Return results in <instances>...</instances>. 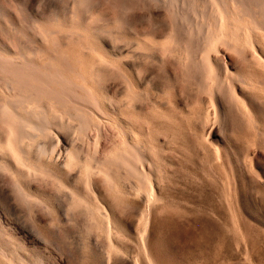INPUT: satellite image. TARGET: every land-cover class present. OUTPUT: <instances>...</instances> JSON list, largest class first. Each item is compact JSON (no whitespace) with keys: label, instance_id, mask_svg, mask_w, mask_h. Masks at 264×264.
<instances>
[{"label":"rangeland","instance_id":"obj_1","mask_svg":"<svg viewBox=\"0 0 264 264\" xmlns=\"http://www.w3.org/2000/svg\"><path fill=\"white\" fill-rule=\"evenodd\" d=\"M89 1L92 5L94 4L95 9L93 8V11L91 13L89 11L84 10L85 13H83L84 15H82L84 16L83 17L84 22H80V20L82 21V19H76L75 18L76 13L75 15L73 13L74 9L76 8L74 6L80 4V2L78 3V0H73V1L72 0H50V1L30 0L29 11L32 16L33 15L36 16L38 11L40 10L43 11L45 10L46 7L45 12L47 15L51 16L53 14V16L55 15L54 17L57 18L59 15L61 19L60 21L65 23V24L64 23L60 24L59 23L60 21L57 23L56 20L54 21V19L52 20L50 17L49 19L50 21L48 22L47 26L49 24L50 25L53 24V25L52 27L49 25L48 30L50 31L51 34L53 30H54L53 33H55V31L57 32L52 36L58 35L60 37V39L58 40H60L62 45H59L58 43L57 46L55 47L53 45V42L51 44V40L54 37L50 38L51 40H49V43H47V47L51 46L50 48L53 49H50L48 47L49 53L56 52L55 50L58 49L59 50L57 51L58 53H60V51H66V54H70V50H68L70 49L68 48L69 42L71 45L72 44L74 45L76 43L72 41V39L70 38H72L71 36L75 35L77 32L80 31L79 28L76 29L78 27L77 24H80L81 26L85 23H86L85 25L87 24L93 25L95 22V24L92 27L95 30L97 29L98 30V31L96 30L97 32L101 30L100 38L104 39L107 43L109 42L108 43L109 45L115 43V44H119L120 46H125L130 41L129 38L135 36L131 34V32H129L130 33L129 34L127 30L126 32L123 31L121 33L117 31L118 28L116 24H114V22L112 21L113 20L112 12L114 10L111 12L112 10L111 8L112 7L114 8V6L112 5H111L112 7L108 6V4L109 5L111 4L110 0H104V1L94 0V2H92V0ZM128 1L130 2L126 3L127 0L125 2L127 6L128 5L130 6L131 3L133 5H131L130 7L132 8L127 9L129 11L127 12L125 11V13H128V15H130L129 16L130 22L131 23L133 22V25L136 26L134 28L137 29L138 27L137 30H139V28L144 27V23H142V19L145 16H147L150 12V14L160 13L161 17L165 15L164 17L167 19V21L164 17L162 21L163 22L166 21L164 22L166 24L167 22L169 24V20L171 19L170 24L172 23V25L175 26H179L180 24L182 25L181 26L182 29L184 26L187 35L198 34L199 30L197 29H200L199 28L200 26L198 25L202 26L203 30L201 29L200 31H203L204 33L206 32L207 23L205 24V20L207 21L206 18L208 17H206L205 14L206 13L209 14L211 10L210 7L208 6L209 3L207 2V5L205 4L206 0H173L175 3L172 0H169L168 2L170 1L173 2L171 3L173 4L171 9H170L171 6L170 7L164 6L167 0H160V1L158 0V2H156L157 0L156 1L145 0L148 1L146 3L144 0H128ZM150 1L152 3H150ZM8 3L10 4L9 6ZM95 3L97 4L96 6ZM91 4L90 6H92ZM169 4L170 3H166V5ZM136 5H138L139 7L138 6L133 7ZM153 5L156 7H154ZM198 5L199 7H197ZM0 6H1L0 10L5 11L2 13L0 11V23L2 25V28H0V36H1L0 39L7 41L6 39L9 36L11 38L12 37L11 34L13 33L12 30L9 28L10 27L9 24H7L9 22V19L10 17H12L13 20H11L12 19L11 18L10 19L11 21L15 23H19L20 18L19 20L17 18L20 15L17 12L18 10L14 0H0ZM101 6L104 7L105 9L102 8ZM14 7L16 8V10L14 9ZM79 8L76 9L79 10ZM164 9H166L168 13H165L166 11ZM194 9H196V11ZM7 10H9L10 12ZM204 10L206 11L204 12ZM177 11H179V13L182 16L183 15L184 16L183 17L181 16L182 17L181 18ZM182 11L184 13H182ZM207 11H209V13ZM86 12L88 13L86 14ZM2 14L7 15L4 16L7 17L5 21L3 19L4 17L2 16ZM93 15L94 17H96V19L93 17ZM176 15L179 16L177 17L176 20V22L178 21L177 23H179L178 25L173 19ZM35 16H33V18ZM107 16L109 18L111 17V19L109 20ZM86 17H89L92 22H89L90 19ZM209 17L210 18L208 19V21L210 22L211 19L210 14ZM74 18L76 21L74 20ZM85 19L87 20L89 19V20L87 21ZM110 21H112V23H110ZM182 21L184 22L182 23ZM73 24L75 25L74 28L72 26ZM194 25L198 26V28L196 26L194 27ZM204 25L205 28H203ZM3 26L5 27L7 26V27L5 28ZM104 26L105 27L108 26V27L105 28ZM187 26L190 28L193 26L194 28H192L191 30L194 29L197 30L198 32H195L194 30H193L194 32H192L190 28L188 30H190L191 32H189L187 30L188 28ZM3 28H5L4 30L9 28V30L7 29V33H6L7 36L5 35L6 31L4 32ZM36 28L33 29L34 31L32 30L28 31V33L30 32L29 34L27 33L29 35L28 38H27L28 35L25 37L23 36L21 37L19 34L18 36V38L21 39L23 38L25 43L31 42L29 43V45L27 44L31 49H34L35 46L39 44L38 41H41L42 39L39 38L40 33L37 31ZM75 30H77V32ZM58 31L61 34H59ZM31 32L33 34H31ZM64 32L66 33V35ZM187 32L194 34H188ZM98 34L100 36V32ZM196 36H192V37L196 38ZM10 38H8L9 40L7 41L8 44L12 43L10 41ZM31 38L32 41H30ZM83 38L79 40V42L82 40L80 42L81 44L80 43L75 44V46L76 45L79 46V49L76 47L77 53L81 52L83 56L85 54L86 56L96 54L94 55L96 57L98 54L106 53V51L104 50L105 48L100 47L101 42H98L99 40L96 39L97 41L96 40L92 41L95 47L92 46L89 47V44L87 45V43L85 42L86 40H84L85 38L84 39ZM113 40L114 43H112ZM120 43H122L123 45ZM136 44H139V47ZM140 44H142V42L134 43L133 45L134 47L131 45V48L128 46V48L126 49H130L128 51H131L132 53L127 52L125 49L124 55L126 52L129 53L130 55H133V57L130 58L132 59V61L130 62L129 59V62L135 64L136 66L145 67L148 70L147 71L148 74L146 75L148 76L149 79L151 77V79L155 82H157L158 80H159L158 82H160L163 79L161 82L164 83L166 79H164V77L163 78L161 77L163 69H161L162 67L160 66L161 64L159 62V59H161L163 52L161 50L160 51L156 50V52L152 50L151 51L147 50L148 48L144 44H143L144 46L141 45L143 47L140 48ZM141 54L142 56H140ZM201 54L199 55V61L201 62L202 67L199 68L200 70L196 72L195 75L196 78L194 77L192 78V76H185L184 74L183 75L179 74L178 76L179 79L176 81L177 84L176 89L173 86L170 85L169 87L168 85L166 87H162L161 90H159L157 88L155 89L154 87H152L151 84L149 86L148 82L143 83L142 86L140 87L142 93L141 95L142 99L138 104L139 106H143L140 108H142V112L144 114L142 119L143 127L141 131V136L139 134V137L142 138L141 139V142L143 143L142 145H144V147H142L141 150L142 152L139 150L135 151L136 146L135 147L132 146V144L135 143V141H133L134 140L133 135L138 130L137 127L138 122L134 117L135 115L133 112L134 106L131 105V109L129 106H127L128 103L130 104L129 101L131 99L126 101L127 103L126 105L123 104L119 108L117 107L116 110H113V105H109V104L102 105L101 102H97L99 103L97 104L95 102L97 98L95 100L90 97L93 96L94 91L92 92L91 90L90 93L89 88H87L86 86L83 87L84 84H79V86L77 84L78 87L76 86V83H74L75 85L70 83L74 85L73 87L68 83L66 84L70 86H66V84L61 85L59 83V86L61 85V87H58V84H55L57 88H59L60 90L62 89L60 93L63 92L60 95L59 91H57L58 89H56L55 87L56 90L54 91L55 94L58 92V95L56 94L57 101L59 98L61 99V96L66 99L65 100L66 103L68 102L67 99L69 100L71 98L72 100L70 99L67 105L66 103L64 104L63 98L60 100L61 104L63 103L64 105H66V107H64L63 104L61 105L59 103L61 105L60 106L61 109L59 108V110L62 111L63 109V112L61 113V111L56 110L55 113L60 112L61 115L55 114L54 111H49V110L47 111L49 116L46 113L45 117L48 116L50 119L45 118L46 120L45 124L47 125L44 124V129L46 128L45 130L48 131L47 129L48 126L49 129L51 127L50 130H54L55 127L56 128L59 127L58 128L59 130L58 129L57 130L60 131L62 135L65 137V142L63 143V146L69 147L71 144L78 145L81 150L80 155L83 153L81 155L82 160H84L85 158L90 160L89 161L90 168L89 170L83 168L81 174L77 177V180L72 181L71 182L72 184L67 183V185L60 184V182L57 181L56 179L54 180L52 176L47 175L48 172L46 171V168L45 167L42 168V166H38L37 167L38 169L37 168L34 169V171L36 172H34L33 170L31 171L32 174L30 173V177L31 176L34 177L36 175L34 178L32 177L30 178L34 180L32 182H24V178L21 176V174H19L20 176L18 175V172L19 173L21 172V170L19 171V169L18 171L16 169L15 170L13 169L14 171L12 172L9 168L7 169V167H2V169H0V173L2 171L4 172L3 176L5 175L4 181H0V251H3L2 253H5L7 256L6 257L5 254H2L0 252V260H1L0 264H10V263L11 264H30V263L31 264H38V263L39 264H101L103 249H105L103 247L108 248L110 242L112 243V241L115 244H118L124 250L123 253H118L114 251V253H112V255H114V259L112 257L111 259L112 262H110V264H137V261L138 264H144L145 251L143 244H145V248L148 251L150 257L152 258L153 263L155 264H212L213 261H211V259L215 253L214 252V245L216 242L215 235L219 230H221V228L225 234L224 242L222 245L223 255L220 258V262L215 264H264V145H263L264 120L262 121V119L257 116V118L254 119L257 120L256 122L255 121L250 122V116L247 111V109L250 108L249 105L246 106L241 100H238V102L236 103L237 108H235L234 110L235 111L237 110V113L243 117L242 126L245 128V130H242L241 133H238V136L237 134H230L229 132H225V133L221 132L220 140H219V148H221L224 152L228 150L227 152L232 154V156L234 157V161H233L234 164H232V166L229 165L228 163L224 162L223 156L218 157L214 151L207 149L206 146L204 147L205 145V140L203 138L204 136H202V134L199 133L194 126L195 125V118L193 116V109H195L193 108L194 106H192L189 103V101H187L186 97L181 96L182 94L180 95L177 94L178 90L180 89L181 83H185L187 81H188L187 89L192 92L197 90V88L199 89L200 87L201 88L200 90L206 93L205 91L210 88L212 84V80H211L212 74L210 75L211 70L207 65L208 63L206 64L207 61L206 58L204 60L203 59L204 57H202ZM112 67L110 69L113 73V74L110 73L111 76L112 75L113 76L115 75V77L117 76L116 78L112 77L113 78L112 81H116L117 83L115 84V82H113V84H111L110 93L115 95L114 91H116V89L120 86V82H122V84H125L124 87L122 85L121 86L122 88L126 89L127 86H129V84L133 82L132 78L133 76H135V74H137V72H135V70L132 69L131 67L129 68L127 65L126 66L121 65L120 62L119 63L115 62L114 67L113 68ZM234 67L235 70L236 69L239 70L241 68V63L237 61V65L235 64ZM116 68L120 72L117 71ZM247 73H248L247 71H244L243 76L247 75ZM183 78L185 81L183 80ZM229 81H230L229 79L227 80V78L224 77L222 81L218 82V85L220 84L222 87L221 88L222 91L226 92L228 96H231L232 88L237 86L238 88L235 87L236 91L238 90L237 93H239L240 90L244 92L249 91V93L251 94L253 92V95L257 96L258 103L262 104L261 106L263 107L264 84L262 85L261 83L260 85L254 84V87L255 85H257L255 89L248 90L247 88L246 90V87L245 89L242 88L244 87L243 85L242 86H239L238 84L235 85L232 84L231 81L230 82ZM80 86H82V88ZM1 90L2 88L0 89V95H1ZM74 92L77 95H75ZM88 94L90 95L89 96L90 99L88 98ZM50 98L52 97L50 96ZM79 98L80 100H77ZM83 100L85 101L86 104H83L84 103ZM157 102L158 104L161 103L162 106L159 107L157 105ZM71 103L74 105H72ZM80 103L83 105H81ZM94 105H95V109H94ZM160 109H163L165 110V112L168 113V117H169V118L167 117L168 119L161 118L156 115V113L159 112ZM78 110L79 111L81 110V112L79 113ZM68 112H70L74 117ZM74 112L77 115H75ZM50 114H52L54 117L52 115L50 116ZM89 114L92 115V116L90 115V118H89ZM171 114L173 116L170 118ZM57 116L58 118H56ZM92 118L95 119L92 120ZM69 119L70 121L68 122ZM90 119L92 120L93 123L91 122ZM81 120L84 122V125L86 126L79 125L82 122ZM161 120L162 121L168 120L166 123H171L174 130L172 129L171 132L166 133L163 128H159L157 126V122H160ZM118 121L119 123H117ZM73 122H75L76 124ZM20 123L21 120L19 124ZM4 124L5 123L1 122L0 120V125H1L0 133H3L5 136L4 138L6 139L8 135L9 127L7 124L5 125ZM94 124L95 126H93ZM251 125L252 126L255 125L254 128L250 127ZM3 126H5L6 128ZM2 127L4 128L3 130ZM53 127L54 129H52ZM125 127L127 130L125 129ZM256 128L259 129V132L262 131L263 133L261 134L257 133ZM28 129L29 132L35 134V132H33L36 131L35 129H33V131L31 130V128ZM86 134L88 136H85ZM83 137H85L84 140ZM34 138L35 137H32L29 140L32 143L35 142L33 149L39 155L42 154V156H44L46 153H48V155H51L53 152H55V150H57V147L59 148V146H56L55 148V143L52 144V146H48V147L41 146L39 145L42 144L40 143V140L35 138V140H37L35 141ZM228 139L232 141L231 144L230 143L228 144ZM29 140L27 139V141ZM130 140H132L133 142ZM129 145L132 147L130 148ZM38 146H40V148H38ZM246 146L249 147L247 148ZM158 148L160 149V151ZM234 149L238 150V152L237 151L234 152ZM45 150H47L48 152L47 151L45 152ZM156 151H159L160 153L157 152L159 156L155 157V155H157ZM137 152L141 154V156ZM235 153L238 154V156ZM53 154L56 155V153ZM109 154L112 157H110ZM118 156L123 157L125 159V162L123 163V161L121 162V160H118L117 159ZM111 158L112 161H110ZM101 161H103L104 163H101ZM142 161H144V164ZM101 164H105V168L103 165L102 167ZM128 165L130 166V168ZM97 166L98 167L100 166V168H98ZM106 168L111 170L110 179H108V181L111 182V185H113L114 183L112 187V192L113 191L114 192H113V197L111 199V206H112L111 214L113 217V221L114 222L116 221L115 222L116 226L119 225L123 228L122 225H124L125 227L123 228L124 230H120V231H118V229L113 230V232L114 231L115 232L112 233L111 235H108L106 228L104 227V225H102L103 221L99 213V210L97 209V204L101 203L102 201V195H103L102 190H104L103 185L107 181L106 176H108V174L107 172L106 174H104V171H108ZM42 169H44V172ZM79 169L80 168L77 169V172ZM84 170H86L89 173L85 172ZM90 171H92L94 174ZM39 172L41 173L38 174ZM91 173H92V178L96 179V182H91L90 177H88L91 176ZM95 174H97L99 177ZM11 179L17 181L14 180L12 181ZM37 179L38 181H36ZM17 185H19L22 189L20 190V187ZM116 185L118 186L116 187ZM119 185L125 186L127 188L130 185L137 186L141 188V195L144 197L148 195V190L150 188H153L156 194V200L152 202L151 205H148L144 203L143 201L144 197L142 198L141 196L139 197V195H135L132 193L129 194L127 192H120ZM73 187L81 191V195L83 196V198L81 199L82 201L77 198L75 193H73V189H74ZM25 188H29L30 193L32 192V194L31 195H27L26 193L24 194L23 192H25L26 190ZM7 195L10 196L11 198L10 201L7 200ZM179 202L180 204L184 205L185 208H183L182 211H186L187 216H189L192 219L191 222H188V220L184 221L183 219L178 218V216H174L170 213H163L162 208L163 206H165V204L167 205L169 204V208L171 209L178 207L177 204ZM200 207L206 210L205 214H203L204 216L207 217V219L205 220L201 217H200L201 219L195 218L189 212V209L191 208L197 209ZM216 207L221 208V210L220 211L216 210L215 209ZM87 211L89 212L87 213ZM33 213L34 215H32ZM120 217L123 220H121ZM116 233H118L119 235H117ZM108 241L110 242L108 243ZM3 255L5 256L6 259L2 258ZM137 258L139 260H137ZM5 261L7 262L5 263ZM104 264H107V262H105Z\"/></svg>","mask_w":264,"mask_h":264},{"label":"bare ground","instance_id":"obj_2","mask_svg":"<svg viewBox=\"0 0 264 264\" xmlns=\"http://www.w3.org/2000/svg\"><path fill=\"white\" fill-rule=\"evenodd\" d=\"M102 1H104V0H102ZM110 1H111V4L110 5L108 4V6L109 7L111 5L114 6V8L111 6L112 10L111 9L110 10H111V12L114 10L112 12L113 13V20L112 21L114 22V24H116V26L118 28L117 31L121 33L123 31L126 32V30H127L128 33L131 32V34H133L135 36L130 37L129 38L130 41L125 46H120L119 44H115L114 40L112 42L114 44L109 45L108 44L109 42L107 43L104 39L100 38L101 37V30H99V32H100V36H99V34H98L99 32H97L98 30L96 29L97 30L96 31L92 27L95 24V22H94L93 25L92 24L91 25H89V24L85 25L86 23L85 24L82 23L83 24L82 26L80 24L76 23L78 25V27L77 28L75 27V28L76 29L79 28L80 31L77 32V30H75L77 33L75 34L73 32L75 35L71 36L72 38H70V39H72V41L76 42L75 44H79L82 41L81 40L79 42V40L84 37L85 39L84 38L83 39L86 40L85 42L87 43V45L89 44V47H91V46L95 47L94 43H92V41H94L96 39L99 40L98 42H101L100 47L101 48H105L104 50L106 51V53L98 54L97 57H96V56H94L96 54L87 55V56L85 54L83 56L81 54V52L77 53L76 52V47L79 49V46H77V45L75 46V44L71 45L70 42H69V46H68V48H70V49L67 48L68 50H70V54H66V51H60V53H58L57 52V51H59L58 49L55 50L56 52H53V53L50 52L49 53V48L51 46L50 47L48 46L49 47L48 48L47 47V43H49V40H51L50 38L54 37L53 38L54 40L53 39L51 40V44L53 42V45L55 47L57 46L58 43H59V45H62L60 40H58V39H60V37L58 35L52 36L53 34H55L57 32L55 31V33H53L54 32V30H53V32L51 34L50 31L48 30V26L50 24L47 26L48 22L50 21L49 20L50 17H51L52 20L54 19V21L56 20L57 23H58L61 20L59 15H58V18L54 17L55 15L53 16V14L51 16L47 15L46 12H45V10H46V7H45V10L38 11L36 16L33 15V16H35L33 18V16L30 14V11H29L30 0H14V2L16 3L17 10H18L17 12L20 15L17 18L18 20L20 18L19 23H15V22L11 21V20H13L12 17H10V19L11 18L12 19L11 20L9 19V22L7 21L8 23L6 22L7 24H9V26H10L9 28L13 32V33L11 32L12 34L10 33L12 35L11 38L9 36L10 34L8 35L9 36L8 38H10V41L12 43L11 44L7 43V41H9L8 38L6 39L7 41H5L3 39H0V86L2 88L1 95H0V120H1V122L7 124L8 127H9V131H8V135H7L6 139L4 138L5 137L4 134L0 133V169H2V167H7V169L9 168L11 170V172L14 171L15 169L18 171V169H19V171L21 170V172L20 173L18 172V175L21 174V176L24 178V182H32L34 180L30 179L32 177V176L30 177L31 171L32 170L34 171V169H36L38 166H42V168H44V167L46 168V171L48 172L47 175L52 176L54 180L56 179L57 181L60 182V184H63V185H67V183L68 184L69 183L72 184L71 183L72 181H76L77 177L81 174V171H82L83 168H85L86 170H89V168H90V164H89L90 162L89 161L90 160H88L87 158L82 160L81 155L83 153L80 155L81 150H80V147L78 145L71 144L69 147H64L63 146V143L65 142V137L62 135V133L60 131H58L59 127H57V128L55 127V129L53 127L52 129H54V130H50L51 127L49 129V126H48V128H47L48 131L45 130L46 128L44 129V124L46 123L45 122L46 121L45 118L46 119L49 118L48 117L49 114L47 113V111L48 110L49 111H54V113H55L56 110L61 111V110H59V108L61 109L60 106L63 104V103L61 104V102H60V100L63 98L62 96H61V99L59 98L58 101L56 100V96L58 95V92L56 93L57 94L56 95L55 92H54V91H56L55 87H56V89H58L57 91H59L60 95L63 92L60 93V91H62V89L60 90L59 88H57V86L55 84H58V87H61L62 84L64 85L66 83H68V84L76 83V86H77V84H78V86H79V84H84L83 87L86 86L87 88H89L90 93H91V90H92V92L94 91V94L96 95V97H95L94 94H93V96H90L88 94V98H89V96L92 99H95V100L97 98V100L96 101L94 100V101L96 103L97 102H101L102 105L103 104L104 105L105 104L113 105V110H116L117 107L119 108L123 104L126 105L127 104L126 101L131 99L129 101L130 104L128 103L129 105L127 104V106H129L130 109H131V105L134 106V108H133L134 109L133 112L135 114L134 117H135V119L138 122V125L136 124L137 127H138V130H137L136 133L134 132L135 134L133 135V139H134L133 141H135V143H134L135 145L132 144V146H134V147L136 146L135 147L136 148L135 151H138V150L141 151L142 147H144V145H142L143 144L141 142L142 138L139 137V134L141 136V131H142V127H143L142 119H143V115L144 114L142 112V108H140V107H143V106H139V104H138V103H140V101L142 99V96H141L142 93H141L140 87L142 86L143 83H145V82L147 83L148 82L149 86L151 84V86L154 87L155 89L157 88V89L161 90L162 87H166L168 85H169V87L171 85V86H173L176 89V85H177L176 81L179 79V77H178L179 74L180 75L184 74L185 76H192V78L193 77L196 78L195 77L196 72L198 70H200L199 68L202 67L201 66V62L199 61V55L201 53H202L201 54L202 57H204L203 59L205 60V58H206V60H207L206 64L208 63L207 65L209 66V68L211 70L210 75L212 74L211 75L212 84H211L210 88L205 91L206 93L202 92L200 90L201 89L200 87H199V89L197 88V90L192 92V91L187 89V82L188 81L185 82V83H181L180 82L181 86H180V89L178 90L177 94L178 95L182 94L181 96L186 97L187 101H189V103L192 106H194L193 107V108H195V109H193V116L195 118V125L194 126H195V129H197L198 132L201 133L202 136H204L203 137L204 140H205L204 147L206 146L207 149H210L211 151H214L217 154L218 157L223 156L224 162H226V163H228L229 165L232 166V164H234L233 163L234 157L232 156V154L227 152L228 150H226V152H224L221 148H219L220 133L221 132L222 133L229 132L230 134H237V136H238V133H241L242 130H245V128L242 126V120H243L242 118L243 117L240 116L237 113V110L236 111L234 110L235 108H237V104L236 103L238 102V100H241L246 106L249 105L250 108L247 109V111H248V114L250 116V122H254V121L256 122L257 120H254V119L257 118V116L259 118H261L262 121L264 120V105L262 107L261 106L262 104L258 103L257 96L253 95V92L251 94V93H249V91L248 92H244V91L240 90L239 93H237L238 90L236 91V88H235L237 86L233 87L234 85L232 86L233 88H232L231 96H228V94H226V92L222 91V89H221L222 87H221L220 84L218 85V82L222 81V79L224 77H226L227 80L229 79L232 82V84H235V85L238 84L239 86L243 85L244 87H242V88L245 89V87H246V90H247V88H248V90L249 89L253 90V89H255L257 87V85H260V83H261V85L264 84V0H206L205 1L206 3L203 1L206 5H207V2L209 3L208 6L210 7L211 10H210V13H209V11H207V12L210 14L211 19H210V22H209L208 19L210 17H209V14L206 13L205 15L208 18H206L207 21L205 20V24L207 23L206 24L207 27H206V32L205 33L203 31H200L202 29L201 25H198V26H200L199 27L200 29H197L198 26L194 25V27L195 26L197 27L195 29L199 30V32H198L197 30L193 29L195 32H198V34H196L197 36L196 35H187L186 34V32H185L186 29L184 28V26H183V29H182V27H181L182 25L177 23L178 21L176 22L177 17H179V16L176 15L174 18L173 17L172 18L175 20L177 25L179 24L180 27L172 25V23L170 24L171 19L169 20V24H168V22H167V24L164 23V22L167 21V19L164 17L165 15L163 16V14H162V16L166 19V21L163 22L162 21L163 17H161L160 13H151L150 14V12H149V14L143 18L144 20L142 19V23H144V27L142 26L143 28H139V30H137L138 27H137V29L134 28L136 26L133 25V22L132 23L130 22V19H129L130 15H128V13H125V11L126 12L129 11L127 9H131L132 8L130 6L133 5V4L131 3L130 6L129 5L127 6L126 3L130 2L128 0H127V2H126V0H110ZM148 1H145V3L148 2ZM152 1H154V0H152ZM168 1L169 0H167L166 3H170V4L166 5V3L164 2L165 3L164 6H167V7L171 6L170 7V9H171L172 5H173L171 3H173L174 1L173 0H172L173 2L172 1L168 2ZM79 2H80V4H78ZM92 2H94V0H92ZM156 2H158V0ZM78 3H75V4H78V5L74 6V7H76V8L80 7L79 10L75 8L77 11L75 9H74V11L72 9V11H73L74 15L76 13V17H75L76 19H82V21L80 20V22H84L83 21V17L84 16H82V15H84L83 13H85V11H89L91 13L93 11L94 4L92 5L89 0H81V1L78 0ZM150 3H152V2L150 1ZM90 4L92 6H90ZM97 4H98V2H97ZM97 4L95 3V6ZM9 5L10 4L8 3V6ZM79 5H81V6H79ZM139 5H141V4H139ZM106 6H107V4H106ZM137 6L138 5L133 6V7H137ZM91 7H92V9H91ZM154 7H156V6H154ZM197 7H199V5ZM102 8H104V7H102ZM147 8H148V6H147ZM14 9L16 10L15 7H14ZM139 9H141V8H139ZM181 9H183V8H181ZM207 9H209V8H207ZM164 10L166 11V9H164ZM194 10L196 11V9H194ZM7 11H9V10H7ZM10 11H11V9H10ZM205 11L206 10H204V12ZM2 12H5V11H1V13ZM59 12H61V11H59ZM108 12H109V10H108ZM177 12L179 13V11H177ZM12 13H13V11H12ZM57 13H58V10H57ZM87 13L88 12H86V14ZM165 13H168V11H166ZM178 13H175V14H178ZM182 13H184V12L182 11ZM5 14H7V13H5ZM129 14H130V12H129ZM179 15H180V17L182 16L180 13H179ZM2 16L4 17V16H7V15L2 14ZM77 17H80V18H77ZM93 17H94V15H93ZM105 17H104V19H105ZM6 18L7 17L3 18L4 21H5ZM75 18H74V20H75ZM86 18H89V17H86ZM94 18L96 19V17H94ZM107 18L109 20L111 19V17L109 18L108 16H107ZM71 19H72V17H71ZM197 19H198V17H197ZM74 20H72V21H74ZM85 20H87V19H85ZM97 20H99V19H97ZM112 21H110V23H112ZM186 21H187V19H186ZM89 22H92L91 19H90ZM183 22L184 21H182V23ZM59 23L63 24L64 22L60 21ZM107 23H108V21H107ZM187 23H188V21H187ZM74 24L72 25L73 28L75 26ZM52 25H50V26L52 27ZM169 25H170V27H169ZM188 26H189V24H188ZM3 27H5V26H3ZM107 27H105V28H107ZM194 27L193 26L191 28L188 27L187 30L189 28L191 30ZM0 28H2L1 23H0ZM5 28H3V31L4 32L6 31L5 35L7 36L6 33H7V29L9 30V28L4 30ZM34 28H36L37 31L40 33V37L39 38L40 39L42 38V39H41V41H38L39 44H37V46H35L36 49L35 48L31 49L28 46L29 43H31V42L25 43L24 39L22 38L23 39L22 40L21 38H18V36L20 34L21 37L22 36L25 37V36H27L30 33V32L28 33V31H31V30L34 31L33 30ZM203 28H205V25H204ZM103 30H105V29H103ZM190 30H188V31L189 32H191V31L194 32L193 30H191V31ZM204 31H205V29H204ZM38 32H36V33H38ZM189 32H187V33L188 34H194V33H189ZM201 32H203L204 34L201 33ZM31 34H33V33L31 32ZM59 34H61V33L59 32ZM5 35H4V37H5ZM65 35H66V33H65ZM122 36H124V35H122ZM192 36H196V38H194ZM28 37H29V35L27 36V38ZM34 37H35V35H34ZM37 37H38V35H37ZM0 38H1V36H0ZM55 39H56V41H55ZM65 39H67V38H65ZM134 39H136V40H134ZM30 41H32V38H31ZM115 42H116V39H115ZM120 42H121V40H120ZM141 42H142V44H140V48H142L145 45L148 48L147 50H150V51L152 50V51H155V52H156V50L157 51L161 50L163 52V55H162L161 59H159V62L161 64L160 66L162 67L161 69H163L161 77L162 78L164 77V79H166L164 81V83L161 82L163 79L160 82H158L159 80L157 82L153 81L151 79V77L149 79L148 76L146 75V74H148L147 73L148 70L145 67L136 66L135 64L130 63L132 61V59H130V58L133 57V55H130L129 53L131 51H128L130 49H126V48H128V46L131 48V45L133 46L134 43H141ZM14 43H15V45H14ZM122 43H120V44H122ZM48 45H50V44H48ZM136 45L139 47V44H136ZM141 45H143V46H141ZM50 49H53V48H50ZM125 49L129 53L126 52L127 54L125 53V55H124ZM140 56H142V54ZM129 59H130V62H129ZM237 61H239L241 63V68L239 70H237V69L235 70V67H234L235 64L237 65ZM115 62H118V63L120 62L121 65H123V66L127 65L129 68L131 67L132 69L135 70V72H137V74L134 73L135 76H133V78H132L133 82H131V84H129V86L126 85L127 86L126 89L122 88V86L124 87L125 84H122V82H120V86L116 89V91H114V93H115V95H114V94L110 93V86H111V84H113V82H115V84L117 82L116 81H112L113 80L112 77H115V75L111 76V74H113V73H112V71L110 69H111L112 66L114 67ZM117 71H119V70L117 69ZM244 71L248 72L247 75H244L246 77L243 76V72ZM185 76H184V78H185ZM161 77H160V79H161ZM180 77H182V76H180ZM184 78H183V80H184ZM130 81H131V79H130ZM59 83L61 84L60 86H59ZM68 84H66V86L72 85V84H70V85H68ZM254 84H257V85H255V87H254ZM74 85H72V87ZM117 85H119V84H117ZM197 86H198V84H197ZM80 87L82 88V86H80ZM69 88H68V90H69ZM244 89H242V90H244ZM71 92H73V91H71ZM74 94H75V92H74ZM75 95H77V94H75ZM50 96L52 98H50ZM63 99H64V101L63 100L62 101L65 104L66 103V101H65L66 99L65 98H63ZM69 100L67 99L68 102H69ZM77 100H80V98L77 99ZM89 102H91V101H89ZM67 103H66V105H67ZM83 104H86L85 101H84ZM83 104H81V105H83ZM97 104H99V103H97ZM66 105H64V107H66ZM72 105H74V104H72ZM157 105L159 107L162 106L161 103L158 104V102H157ZM129 107H127V108H129ZM92 108H93V106H92ZM123 108H125V107H123ZM94 109H95V105H94ZM126 111H127V109H126ZM62 112H63V109H62L61 113ZM80 112H81V110L79 111V113ZM82 112H84V111H82ZM88 112H90V111H88ZM115 112H117V111H115ZM46 113L48 114L47 117H45ZM59 113L60 112H58V113L56 112L55 114L61 115V113L60 114ZM68 113H70V112H68ZM123 113H125V112H123ZM74 114L77 115L75 112H74ZM51 115L52 114H50V116ZM90 115L91 114H89V118H90ZM156 115L158 117L165 118V119L169 118L168 117V113L165 112V110H163V109H160V111L157 112ZM99 116H100V114H99ZM172 116L173 115L171 114L170 118ZM56 118H58V116ZM95 118H92V120L95 119ZM72 119H74V118H72ZM20 120H21V123L19 124ZM92 120H91V122H92ZM17 121H19V122H17ZM69 121H70V119L68 120V122ZM167 121L168 120H165V121L161 120L160 122H157V126L159 128H163L166 133L171 132V130L173 129V126L171 125V123H166ZM80 122H78V123H80ZM82 122L79 125L80 126L81 125L82 126H86V125H84V122H83V124H82ZM47 123H48V121H47ZM73 123H75V122H73ZM117 123H119V121ZM45 125H47V124H45ZM70 125H72V124H70ZM93 126H95V124ZM254 126L255 125H253V126L251 125L250 127L254 128ZM3 127H5V126H3ZM3 127H2V130L4 129ZM28 128H31L32 131H33V129H35L36 131H33V132H35V134L32 133V132H29ZM96 128H97V126H96ZM127 128H128V126H127ZM125 129H126V127H125ZM256 132L260 133V134L263 133L262 131L259 132V129H257V128H256ZM85 136H88V135L86 134ZM32 137H35V138L39 139L40 143H42V144H39V145L44 146V147L52 146V144L55 143V148H56V146H59V148L57 147V150H55V152H53V153H56V155L53 154V153L52 154L49 153L51 155H48V153H46L47 155L45 154L44 156H42V154L41 155L37 154L34 151V149H33V146H34L35 142L32 143L29 140ZM35 138H34V140H35ZM84 138L85 137H83V140H84ZM27 139L29 141H27ZM73 139H74V137H73ZM68 140H69V138H68ZM35 141H37V140H35ZM79 141H80V139H79ZM130 141H132V140H130ZM81 142H82V140H81ZM231 142L232 141L230 139H228V144L229 143L231 144ZM67 143H68V141H67ZM239 143H240V141H239ZM37 144H38V142H37ZM232 145H233V143H232ZM263 145H264V143H263ZM132 146H130V148ZM126 147H128V146H126ZM38 148H40V146H38ZM128 150H127V152H128ZM46 151L47 150H45V152ZM131 151H132V149H131ZM159 151H160V149H159ZM159 151H156V153L159 152ZM162 151H163V149H162ZM235 151L238 152V150L234 149V152ZM154 152H155V150H154ZM133 154H134V152H133ZM84 155H86V154H84ZM139 155L141 156V154H139ZM236 155L238 156V154H236ZM156 156H159L158 153H157V155H155V157ZM110 157H112V156L110 155ZM95 158H96V156H95ZM117 159L121 160V162L123 161V163L125 162V159L123 157L118 156ZM135 159H136V156H135ZM110 161H112V158H111ZM142 162L144 164V161H142ZM101 163H104V162L101 161ZM102 165L105 168V164H101V166ZM235 166H236V164H235ZM20 168H23V169H20ZM78 168H80V169L77 172ZM98 168H100V166ZM129 168H130V166H129ZM91 169H92V167H91ZM42 170L44 172V169H42ZM42 170H41V172H42ZM86 170H84V171L87 172ZM107 170L108 171H104V174H106V172H107L108 176H106L107 177V181L103 185V189H104V190H102L103 193L101 192L103 194L102 195V201H101V203L97 204V209L99 210V213H100L102 221H103L102 225H104V227L106 228V231H107L108 235H111L112 233L115 232V231L113 232V230L118 229V231H120V230H124L123 228H125V227H124V225H122L123 228L121 226H119V225L116 226V223H115L116 221L115 222L113 221V217H112V214H111V207H112L111 206V199L113 197V192H114V191L112 192V187H113L114 183H113V185H111V182L108 181V179H110L111 170L110 169H107ZM17 171H16V173H17ZM34 172H36V171H34ZM41 172H39L38 174H40ZM90 172H92V171H90ZM1 173H0V181H4V177H5V175L3 176L4 172L1 171ZM82 173H84V172H82ZM87 173H89V172H87ZM92 173H91V176H88V177H90L91 182H96V179L92 178ZM97 174H95V175H97ZM33 175H35V174H33ZM84 175H86V174H84ZM7 176H8V174H7ZM34 177H32V178H34ZM81 177H84V176H81ZM8 178H9V176H8ZM38 179L36 181H38ZM14 181H17V180H14ZM19 185H17V186H19ZM117 186L118 185H116V187ZM21 187H20V190L22 189ZM30 187H31V185H30ZM119 188H120V192H127L129 194L132 193V194H135V195H139V197L140 196L142 198L144 197V196L141 195V188H139L137 186L130 185L127 188L125 186H120L119 185ZM25 189L27 191L25 190V192H23L24 194L25 193L27 195H31L32 194V192L30 193V189L29 188H25ZM20 190H19V192H20ZM61 190H62V188H61ZM99 191H101V190H99ZM73 193H75V195L77 196L78 199L81 200L83 198V196L81 195V191L79 189L77 190V189L74 188L73 189ZM142 198H141V200H142ZM10 199H11L10 196L7 195V200L10 201ZM115 200H116V198H115ZM155 200H156L155 191L153 190V188H150L148 190V195L143 198V201H144V203H146L148 205H151V203L154 202ZM71 201H72V199H71ZM57 202H58V200H57ZM79 203H81V202H79ZM177 205H178V207L170 209L169 208V204L168 205L165 204V206H163V208H162L163 213H170V214H172L174 216H178V218L183 219L184 221L188 220V222H191L192 219L189 216H187L186 211H182V209L185 208L184 205L180 204V202ZM83 207H84V205H83ZM24 208H26V207H24ZM215 209L218 210V211L221 210V208H219V207H216ZM88 212L89 211H87V213ZM189 212L195 218H200L201 217L204 220L207 219V217L203 215V214H205L206 210L203 209L202 207L197 208V209L196 208L195 209L191 208V209H189ZM83 213H84V211H83ZM32 215H34V213ZM120 218H118V219H120ZM97 220H98V218H97ZM121 220H123V219L121 218ZM100 232H102V231H100ZM116 234L119 235L118 233H116ZM224 235L225 234H224V231L222 230V228L215 235V238H216V242H215V245H214V252L215 253H214V255L212 256V259H211V261H213L212 264L220 262V258L223 255L222 254V245H223V242H224ZM121 237H122V235H121ZM109 242L110 241H108V243ZM118 243H120V242H118ZM143 245H144L143 247H144V251H145L144 252V257H145L144 258V261H145L144 264H155V263H153L152 258L150 257L148 251L146 250L145 244H143ZM103 248H105V249H103V255H102V258H101V264H104L105 262H107V264H110V262H112L111 261L112 257L114 259V255H112V253H114V251L118 252V253H123V250H124L118 244H115L113 241H112V243L110 242V245H109L108 248H106V247H103ZM0 252L2 253L3 251H0ZM2 254H5V253H2ZM120 255H122V254H120ZM3 256H2V258H5L6 254H5L4 257ZM8 258H10V257H8ZM137 260H139V259L137 258ZM6 262L7 261H5V263ZM23 263H24V261H23ZM137 264H138V261H137Z\"/></svg>","mask_w":264,"mask_h":264}]
</instances>
